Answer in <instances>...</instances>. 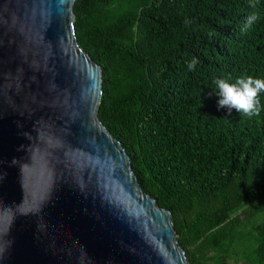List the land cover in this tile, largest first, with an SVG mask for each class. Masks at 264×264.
Returning <instances> with one entry per match:
<instances>
[{"label": "trees", "instance_id": "1", "mask_svg": "<svg viewBox=\"0 0 264 264\" xmlns=\"http://www.w3.org/2000/svg\"><path fill=\"white\" fill-rule=\"evenodd\" d=\"M75 11L103 71L100 120L172 212L189 262L264 264V92L248 117L219 107L215 89L264 78V0H77Z\"/></svg>", "mask_w": 264, "mask_h": 264}, {"label": "water", "instance_id": "2", "mask_svg": "<svg viewBox=\"0 0 264 264\" xmlns=\"http://www.w3.org/2000/svg\"><path fill=\"white\" fill-rule=\"evenodd\" d=\"M77 0H0V264H191L99 117Z\"/></svg>", "mask_w": 264, "mask_h": 264}, {"label": "clouds", "instance_id": "3", "mask_svg": "<svg viewBox=\"0 0 264 264\" xmlns=\"http://www.w3.org/2000/svg\"><path fill=\"white\" fill-rule=\"evenodd\" d=\"M255 16H249L242 31L251 27ZM199 60L193 57L188 62L189 70H195ZM216 90L219 93V107H227L229 111L235 109L248 117L258 116L262 105L260 94L264 92V78H257L253 75H246L231 81L228 77L215 80Z\"/></svg>", "mask_w": 264, "mask_h": 264}, {"label": "rangeland", "instance_id": "4", "mask_svg": "<svg viewBox=\"0 0 264 264\" xmlns=\"http://www.w3.org/2000/svg\"><path fill=\"white\" fill-rule=\"evenodd\" d=\"M211 264H216V263H212V262H211ZM230 264H235V263L231 262Z\"/></svg>", "mask_w": 264, "mask_h": 264}]
</instances>
